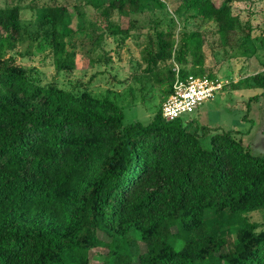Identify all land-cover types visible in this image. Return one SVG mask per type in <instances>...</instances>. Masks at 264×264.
I'll list each match as a JSON object with an SVG mask.
<instances>
[{"label":"trees","instance_id":"16d2710c","mask_svg":"<svg viewBox=\"0 0 264 264\" xmlns=\"http://www.w3.org/2000/svg\"><path fill=\"white\" fill-rule=\"evenodd\" d=\"M231 2L196 3L213 24L205 31L183 28L175 36L172 18L165 30H157L160 22L148 29L138 67L157 75L162 88L155 116L143 125L123 124L122 109L108 98L41 86L9 56L23 44L29 11L35 21L29 43L49 49L57 72H72L81 54L70 44L85 30L78 5L3 0L0 264H90L96 248L106 250L104 264H264V222L251 219L254 213L264 218V157L252 156L238 132L161 116L175 66L182 80H214L205 74L207 34L213 53L251 40L250 23L233 15ZM143 4L89 0L90 50L106 38L125 44L141 35L149 23ZM252 81L264 94V72ZM226 215L236 220L234 238L220 230L218 219Z\"/></svg>","mask_w":264,"mask_h":264},{"label":"rangeland","instance_id":"374dc122","mask_svg":"<svg viewBox=\"0 0 264 264\" xmlns=\"http://www.w3.org/2000/svg\"><path fill=\"white\" fill-rule=\"evenodd\" d=\"M89 0H58L59 3L78 5L82 14L81 20L85 30L76 35L74 44H70L78 54L76 69L72 72H57L52 63L49 49L38 42L29 43L28 35L33 34L34 18L29 11L24 13L23 25L26 36L23 44L9 53L13 62L32 72L41 86L54 84L64 92L80 96L86 92L96 99L108 98L122 109L123 124L139 122L149 124L161 104V86L157 75L148 76L138 67L141 58L142 44L149 28L153 29L160 22L165 30L172 18L175 36L186 28L201 31L212 28V23L202 17L197 2L204 0H143L142 18L149 23L140 30L137 38H129L125 44H116L113 39L106 38L100 49L91 51L90 33L86 27L89 23ZM221 3L224 0H213ZM26 1L24 4H27ZM3 0H0V6ZM233 15H238L252 27L251 40L244 48L223 51L211 50L213 40L207 34L204 38L205 74L212 75L223 88L214 92L213 98L204 101L198 109L190 114L182 115L186 122L194 120L211 130H232L238 132L242 145L252 156L264 157V94L260 87H251L252 77L264 72V0H232ZM122 26H127V19H121ZM74 27V24H73ZM240 39L232 44H239ZM138 43V44H137ZM88 58H93L90 65ZM165 75L161 76L164 78ZM257 97V99H254ZM249 106V109H248ZM209 136H207L208 138ZM205 145H208V140ZM251 219L264 222L263 215L254 213ZM220 230L234 238L236 220L226 215L220 220ZM105 239L104 236H100ZM106 250L96 248L89 253L90 264H104Z\"/></svg>","mask_w":264,"mask_h":264},{"label":"built area","instance_id":"2783aa9c","mask_svg":"<svg viewBox=\"0 0 264 264\" xmlns=\"http://www.w3.org/2000/svg\"><path fill=\"white\" fill-rule=\"evenodd\" d=\"M175 81L171 95L161 105V116L167 121L190 114L206 100L213 98L214 92L223 88L216 80L206 76H188L180 79L175 66Z\"/></svg>","mask_w":264,"mask_h":264}]
</instances>
